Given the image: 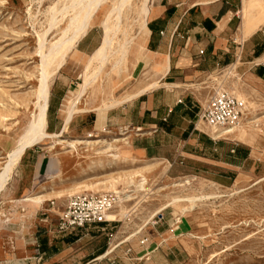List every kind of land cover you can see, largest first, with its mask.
<instances>
[{"label": "crops", "instance_id": "crops-1", "mask_svg": "<svg viewBox=\"0 0 264 264\" xmlns=\"http://www.w3.org/2000/svg\"><path fill=\"white\" fill-rule=\"evenodd\" d=\"M97 30L94 27L79 42L51 88L49 134L65 128L64 102L78 87L69 80L70 70L86 65L99 49L103 35ZM132 54L129 71L113 77L108 98L95 104L89 98L91 88L80 105L87 112L72 119L65 135L75 129L99 135L110 131L116 140L128 142L129 156L157 161L181 174L215 175L213 181L225 186L247 175L264 176V149L258 141L215 140L198 123L207 104L198 96L203 79L230 68L235 69L230 76L243 81L264 106V0H152L146 28ZM111 102L116 107L100 112ZM259 120L264 124V116ZM55 168L54 157L38 150L24 154L10 200L0 211V264H61L81 242L75 233L92 229L108 236L113 225L61 234L60 213L23 201L39 179L53 176ZM20 192L24 194L18 199ZM172 234L161 224L138 234L137 249L130 243L120 247L142 261L164 254L172 264L182 263L188 253ZM107 256L108 252L99 259Z\"/></svg>", "mask_w": 264, "mask_h": 264}, {"label": "rangeland", "instance_id": "rangeland-1", "mask_svg": "<svg viewBox=\"0 0 264 264\" xmlns=\"http://www.w3.org/2000/svg\"><path fill=\"white\" fill-rule=\"evenodd\" d=\"M63 2L65 0H0V171L35 112L41 65L37 54V32L46 28L51 8L57 3L61 6ZM141 3L142 0H134L133 10ZM133 10L128 14L129 22L137 16ZM65 26L64 23L61 29ZM98 26L95 28L98 29V35L102 36L103 30ZM133 32L137 34L138 27ZM59 34L60 30L54 31L49 36V42L54 41ZM133 57V54L129 57L126 71H129L128 66L132 65ZM112 64L113 61L91 90L89 98L95 104L109 97L113 77H117L111 71ZM85 66L70 70L72 75L69 80L75 87L82 84ZM227 75L226 71L203 79L198 96L204 104L220 90L245 99L248 102V116L237 130L243 132L247 143L256 140L259 147L264 149V124L262 120L258 121L264 116V108H261L263 102L252 94L253 90L243 81L239 82ZM206 131L211 133L208 129ZM84 138H89L93 143L69 147V142ZM116 139L119 138L106 131L100 137H94V133L87 134L75 129L60 138L66 143L51 148L55 143L51 138L29 150H38L42 155L56 160L53 176L45 175L39 179L33 193L29 195L46 196L48 201L42 207L61 213L70 198L81 194H119L123 201L111 212L117 216L114 219L117 222L110 228L108 236L92 229L75 233L81 242L75 245L73 252L61 264H172L164 254L147 262L139 260L136 254L126 253L125 246L120 247L130 243L137 249L138 234L161 224H165L167 230L173 232L172 235H178L188 253L182 263L176 264H264V176L261 173L247 175L225 186L213 181L215 175L181 174L157 161H140L129 156L128 142ZM229 139L234 140L232 137ZM108 145H112V153L120 152L129 156L130 162L119 160L111 164L108 158L97 155L104 154ZM8 148H11L10 151ZM51 167L55 165L52 163ZM16 173L1 196L0 211L5 208L3 204L10 200ZM138 174L145 176L148 182L142 192H138L135 187L141 181ZM185 181L189 183L178 186ZM112 185L114 189H111ZM85 186L93 188L87 189ZM23 194L18 193L16 198H22ZM195 197L207 199L198 201L193 210H189L190 204L185 202L171 205L153 217L176 198ZM52 202L55 207H52ZM13 207L16 209L18 206ZM110 250H114L113 254L99 259Z\"/></svg>", "mask_w": 264, "mask_h": 264}, {"label": "bare ground", "instance_id": "bare-ground-1", "mask_svg": "<svg viewBox=\"0 0 264 264\" xmlns=\"http://www.w3.org/2000/svg\"><path fill=\"white\" fill-rule=\"evenodd\" d=\"M41 2L42 1L39 3ZM133 2L134 0H65L61 6L57 3L51 8L48 13L46 28L42 32H37L39 45L37 54H39L38 57L41 59V65L39 67L40 75L36 91L35 112H33L32 118L25 132L19 136L16 147L8 155L7 161L1 168L0 201L2 194L6 191L24 154L28 150L43 145L47 139L51 138L55 140V143L51 148H54L56 144L66 143L65 140H60V138H62L68 131V125L76 115L87 112L86 109H81L80 105L94 84H96L97 80L101 78V74L109 64L113 61L111 71L115 72L118 76L126 71L125 66L131 52L134 50V46L139 39H141L146 28L152 0H142L141 5L136 8L137 11L136 9L133 10ZM132 10L133 12H136L137 16L132 22H129L130 16H128V14H131L130 12H132ZM64 23L66 26L61 29V26ZM97 25L103 30L102 42L99 49L93 53L85 66L82 74V84L74 89L64 102L63 113L66 117L65 128L59 135L49 134L47 132L48 101L54 81L59 75L61 69L66 66L67 59L75 51L79 42ZM135 27H138L139 32L137 34H132ZM56 30H60V34L50 43L49 36ZM234 70L233 68L228 69L227 76L233 75L235 72ZM147 89H149V87ZM129 98L130 97H128V99ZM116 105L117 103L115 102L105 104L100 109V112H106L110 108L114 106L116 107ZM201 126H203L202 123ZM94 137H100L99 133H94ZM223 137H232L239 142L247 141L243 132L241 133V131H238L237 129L226 131ZM92 143V140L89 138H84L78 141H71L68 144L70 148H76L78 145L87 146ZM111 149L112 145H108L104 154L97 153V155H103L108 158L111 164H116L119 160L125 163L130 162L131 159L129 156L120 152L112 153ZM137 176L141 177V181L139 184L135 185L136 190L138 192L145 191L148 183L146 177L140 174ZM187 183H189V181H185L184 184H179L178 186H184ZM114 187L115 186L112 185L111 189H114ZM85 188L91 189L93 186H85ZM131 197L132 196L128 197V199ZM213 197L215 198V195H213ZM204 199L207 198H176L170 205L158 210L153 217L159 215L171 205L185 202L190 204L188 209L193 210L196 207V203L198 201H204ZM23 201L31 202L40 206L46 203L48 199L46 196H27ZM121 202L123 201L121 200ZM108 219L114 220L117 219V216L109 213ZM113 251L114 250H110L108 255Z\"/></svg>", "mask_w": 264, "mask_h": 264}, {"label": "built area", "instance_id": "built-area-1", "mask_svg": "<svg viewBox=\"0 0 264 264\" xmlns=\"http://www.w3.org/2000/svg\"><path fill=\"white\" fill-rule=\"evenodd\" d=\"M248 102L227 91L216 92L202 109L198 123L211 131L215 140H229L223 137L226 131L242 127L248 116ZM119 194L104 196L81 194L70 198L60 213L58 232L61 234L85 229L89 226L114 225L108 214L120 203ZM52 207L55 204L51 203ZM148 242V239L143 241Z\"/></svg>", "mask_w": 264, "mask_h": 264}]
</instances>
